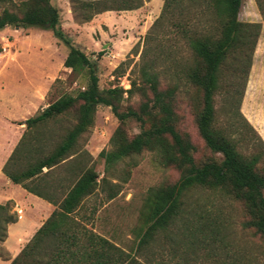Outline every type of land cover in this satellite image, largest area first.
Returning <instances> with one entry per match:
<instances>
[{
    "label": "trees",
    "instance_id": "trees-1",
    "mask_svg": "<svg viewBox=\"0 0 264 264\" xmlns=\"http://www.w3.org/2000/svg\"><path fill=\"white\" fill-rule=\"evenodd\" d=\"M10 1L0 0V31L7 27H34L50 31L52 37L68 49L62 66L72 72L84 70L87 82L85 88L74 96L62 95L37 115L24 121L25 129L29 130L36 124L67 113H72L75 120L49 153L38 155L36 146L28 145L24 149L27 161L23 167L18 164L21 136L2 166L1 172L12 184L50 203L54 210L17 255L10 259L1 243L6 236L7 225L14 223L15 217L11 212V202L0 204V259L8 261V264H129L133 259L109 240L84 228L74 216L83 199L98 186L97 174L92 169L76 168L81 152L75 155L77 140L91 127L98 105L109 107L118 122L108 139L109 150L102 149L97 154L105 172L117 162L148 151L157 165L171 167L179 174L173 183L146 190L139 214L140 227L134 234V254L157 237L172 240V228L182 213L183 199L188 191L197 188L218 190L240 202L244 214L241 227L252 230L264 241V146L238 113L241 93L235 103L233 98L236 91L227 93L229 116L224 126L217 124L214 109V97L221 88L226 72L230 77H239L243 85L251 49L260 30V23L238 20L240 0H163L159 16L143 38L144 46L139 55V77L150 98L138 107L137 112L127 109L124 113L117 111L121 89H98L94 62L90 55L63 35L58 25L57 9L49 0H22L16 6L12 5L13 11L4 7L11 5ZM146 1L70 0V3L74 18L87 22L100 12L131 11ZM253 2L264 22V0ZM198 8L214 19L213 26L203 33L191 27L195 16V12H192ZM163 20L186 46L187 55L184 58L177 60L159 49L152 51L149 42L156 37V29ZM246 48H249L248 53L245 52ZM160 65L165 67L161 73L170 71L172 76H179L185 85L198 92L196 131L204 146L211 153L221 156L219 162L194 163L187 136L181 135L175 128L176 115L172 103L177 85L159 88V71L156 68ZM130 88H134L132 83ZM127 118L139 124L138 133L131 138H128L123 126ZM233 137L246 144L257 142L258 147L250 154L242 155L236 150ZM32 154L35 157L30 156ZM57 166H61L64 177L55 183L47 181L49 173ZM100 181L104 182V179ZM114 195V192L108 193L107 200Z\"/></svg>",
    "mask_w": 264,
    "mask_h": 264
},
{
    "label": "rangeland",
    "instance_id": "rangeland-1",
    "mask_svg": "<svg viewBox=\"0 0 264 264\" xmlns=\"http://www.w3.org/2000/svg\"><path fill=\"white\" fill-rule=\"evenodd\" d=\"M20 1L11 0V5L4 7L13 11L12 5L16 6ZM162 1L148 0L131 11H103L93 15L87 22H80L71 12L70 0H49L57 9L58 25L63 35L86 55H90L94 62L98 89H121L117 109L119 113L127 109L137 112L138 107L150 98L139 77V55L144 46L145 34L159 16ZM250 8L249 0H240L239 21L254 19ZM192 13L195 14L191 22L192 29L203 33L213 26L212 16L202 13L199 8ZM156 30V37L149 42L152 51L159 49L177 60L187 55L182 39L168 28L166 21H161ZM67 51L66 46L53 38L48 30L7 27L0 31V138L10 136L15 146L23 136L18 161L22 167L27 161L24 149L28 145L36 146L38 155H45L52 151L75 122L73 114L67 113L36 124L29 130L24 125L26 119L37 115L60 96H74L85 88L87 74L84 70L72 72L62 66ZM245 52L248 53L249 48ZM164 68L161 65L156 68L159 71V88L177 85L172 103L176 115L175 128L181 135L187 136L192 146L190 154L194 163L210 160L219 162L221 156L211 153L196 131L198 92L185 85L179 76H172L170 71L161 73ZM131 83L133 89L130 88ZM231 90L236 91L234 103L241 93L238 113L264 146V28L261 32L259 30L251 49L243 85L239 77H230L227 72L224 74L221 88L214 97L219 126H224L229 116L227 93ZM18 110L23 111L21 115L13 114ZM117 123L109 107L98 105L91 127L76 143L75 155L81 152L76 168L92 169L97 174L98 183L74 214L84 228L109 240L132 257L129 264H264V241L252 230L241 227L244 221L241 203L218 190L198 188L186 193L182 213L172 228V240L157 237L134 254V234L140 227L139 214L146 190L173 183L179 174L171 167L157 165L148 151L117 162L105 172L97 154L102 149L109 150L108 139ZM123 126L128 138L139 131L138 122L132 118H127ZM233 138L236 150L242 155H248L258 147L257 142L246 144ZM30 156L35 157L33 154ZM64 175L61 166H57L46 180L55 183ZM101 178L104 182L100 181ZM111 192L115 195L107 200L106 195ZM17 200L23 206L29 204L22 198ZM15 221L18 220L15 218Z\"/></svg>",
    "mask_w": 264,
    "mask_h": 264
},
{
    "label": "crops",
    "instance_id": "crops-1",
    "mask_svg": "<svg viewBox=\"0 0 264 264\" xmlns=\"http://www.w3.org/2000/svg\"><path fill=\"white\" fill-rule=\"evenodd\" d=\"M249 1L252 6V9L250 8V11L252 10L254 19H246L245 22H260L261 32V30H263L264 28V22H261L256 8L254 7L253 0ZM22 112V110H18L13 114L21 115ZM13 142L14 141L10 138V136L0 138V204H4L5 202L9 201L12 205V213L15 207L20 209L22 213L20 220L7 225L6 236L1 243L2 248L8 254V257L10 259L17 255V253L30 239L36 229L41 226V224L50 216L51 212L54 210V206H52L50 203L26 192L19 185L12 184L1 172L2 166L15 147L13 145ZM42 170H44L43 172H45V169ZM18 198L26 200L29 204L27 206H23L17 200ZM0 264H8V261L0 259Z\"/></svg>",
    "mask_w": 264,
    "mask_h": 264
},
{
    "label": "built area",
    "instance_id": "built-area-1",
    "mask_svg": "<svg viewBox=\"0 0 264 264\" xmlns=\"http://www.w3.org/2000/svg\"><path fill=\"white\" fill-rule=\"evenodd\" d=\"M125 88L127 89L128 88V84H127V86H125ZM126 89H124V90H126ZM13 213H14V215H15V218L17 219V220H20V218H21V210L20 209H18L17 207H15L14 209H13Z\"/></svg>",
    "mask_w": 264,
    "mask_h": 264
},
{
    "label": "water",
    "instance_id": "water-1",
    "mask_svg": "<svg viewBox=\"0 0 264 264\" xmlns=\"http://www.w3.org/2000/svg\"><path fill=\"white\" fill-rule=\"evenodd\" d=\"M16 29V28H15Z\"/></svg>",
    "mask_w": 264,
    "mask_h": 264
}]
</instances>
